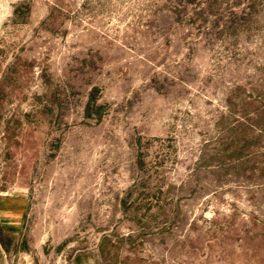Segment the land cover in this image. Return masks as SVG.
<instances>
[{
  "label": "rangeland",
  "instance_id": "rangeland-1",
  "mask_svg": "<svg viewBox=\"0 0 264 264\" xmlns=\"http://www.w3.org/2000/svg\"><path fill=\"white\" fill-rule=\"evenodd\" d=\"M0 264H264V0H0Z\"/></svg>",
  "mask_w": 264,
  "mask_h": 264
}]
</instances>
